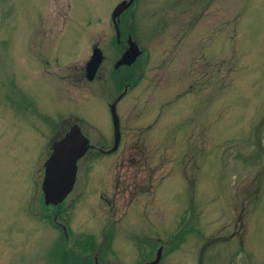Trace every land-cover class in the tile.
Masks as SVG:
<instances>
[{"label":"rangeland","instance_id":"374dc122","mask_svg":"<svg viewBox=\"0 0 264 264\" xmlns=\"http://www.w3.org/2000/svg\"><path fill=\"white\" fill-rule=\"evenodd\" d=\"M120 1L0 0V264H264V0H134L124 80ZM118 95L117 147L45 206L50 143L77 121L110 148Z\"/></svg>","mask_w":264,"mask_h":264},{"label":"water","instance_id":"95a60500","mask_svg":"<svg viewBox=\"0 0 264 264\" xmlns=\"http://www.w3.org/2000/svg\"><path fill=\"white\" fill-rule=\"evenodd\" d=\"M132 2V0H121L111 11L110 19L115 29V36L118 37L116 22L119 14ZM127 48L121 53L114 64V67L125 64L129 65L139 54L138 48L128 39ZM101 61V52L98 48L92 49L91 55L85 63V78L91 80ZM121 95V94H120ZM118 95L109 105L113 125V139L110 148L105 152H110L117 147L119 141L118 117L115 113V103L120 97ZM88 139L80 131L77 123H72L64 133L57 139L52 140L47 156L43 161V176L40 181V190L44 204L59 203L71 190L75 180L76 161L87 150ZM158 257L146 261L144 264H154Z\"/></svg>","mask_w":264,"mask_h":264},{"label":"flooded vegetation","instance_id":"af4514ba","mask_svg":"<svg viewBox=\"0 0 264 264\" xmlns=\"http://www.w3.org/2000/svg\"><path fill=\"white\" fill-rule=\"evenodd\" d=\"M134 3V0H133V2L131 3V4H133ZM132 6V5H131ZM130 7V6H129ZM128 7V8H129ZM113 31H114V29H113ZM123 31H125V30H123ZM124 35H123V38L120 40H118V41H116L115 40V32H114V36L112 37V40H111V43H112V46L113 47H116L117 49L115 50V52H117L118 53V57L120 56V54H121V52L124 50V49H126L127 48V39H128V37H130V34L128 33V32H126V33H123ZM142 51H143V49H142ZM102 53V52H101ZM143 53V52H142ZM142 53L140 54V55H142ZM102 60H103V54H102ZM117 60V59H116ZM115 60V61H116ZM115 61L113 62V63H115ZM124 65H122V66H118L117 67V69L118 68H120L119 70L122 72V75H123V77H122V80H124L125 79V73L126 72H128L129 71V68H130V66L129 67H123ZM132 66V65H131ZM97 72V71H96ZM125 75V76H124ZM124 85H127V84H125L124 83ZM123 85V86H124ZM127 87H128V85H127ZM81 130V129H80ZM81 132H82V130H81ZM83 133V132H82ZM84 135H86L85 133H83ZM88 144H89V146H88V148H87V150H89V149H94L95 151H97V152H99V151H103L105 148H107L108 146H106V145H99L97 148H94L95 147V145L93 146V144H92V142L88 139ZM93 147V148H92ZM86 150V151H87ZM99 150V151H98ZM55 214H53V219H55ZM60 226V228L61 229H64V226L63 225H59ZM66 237V236H65ZM94 255L95 254H93L92 255V260L96 263V264H102V263H100V262H97L96 260H97V255H99V251H96V255H95V257H94ZM107 262V261H106ZM105 262V263H106Z\"/></svg>","mask_w":264,"mask_h":264},{"label":"trees","instance_id":"16d2710c","mask_svg":"<svg viewBox=\"0 0 264 264\" xmlns=\"http://www.w3.org/2000/svg\"><path fill=\"white\" fill-rule=\"evenodd\" d=\"M120 82H121V80H120ZM89 241V240H88ZM72 254V253H71ZM73 255V254H72ZM74 255H80L79 253H77V252H74ZM84 257V256H83ZM61 261H62V263L64 262V264H68V263H70V264H72V261L74 262V260L73 259H75V257L73 256V257H69L68 255L67 256H65V252L64 253H61ZM81 259H83V258H81ZM84 260V259H83ZM85 260H87V261H91L92 260V257H90V256H88L87 255V257L85 256ZM61 261H60V263H61ZM90 263H94L93 262V260H92V262H90ZM158 263H159V261H158ZM95 264V263H94Z\"/></svg>","mask_w":264,"mask_h":264},{"label":"bare ground","instance_id":"6f19581e","mask_svg":"<svg viewBox=\"0 0 264 264\" xmlns=\"http://www.w3.org/2000/svg\"><path fill=\"white\" fill-rule=\"evenodd\" d=\"M123 15H124V14H123ZM129 38H130V37H128V39H129ZM128 39H127V40H128Z\"/></svg>","mask_w":264,"mask_h":264}]
</instances>
